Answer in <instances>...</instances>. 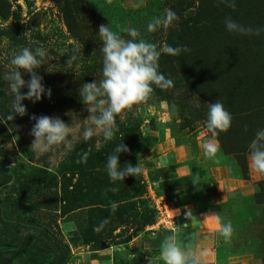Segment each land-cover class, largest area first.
Here are the masks:
<instances>
[{"label": "rangeland", "instance_id": "1", "mask_svg": "<svg viewBox=\"0 0 264 264\" xmlns=\"http://www.w3.org/2000/svg\"><path fill=\"white\" fill-rule=\"evenodd\" d=\"M218 1L0 0V117L10 112L13 99L3 73L9 70L12 55L21 48L48 50L51 59L37 72L43 77L46 89L52 91L51 98L45 94L36 103L23 101L27 115H17L6 125L0 123L3 235L19 241L37 240L46 230L70 248L69 264H75L74 251L78 248L118 246L147 231L150 225L146 224L156 215L148 188L171 177L179 160L187 159L196 165L201 177L207 167L219 166L222 157H226L231 185H235V179H241L252 182L255 189L253 194L251 189L244 194L231 192L224 202L215 206L220 218L231 221L234 228L230 242L220 236V264H231V260L234 264H264V199H254L264 176L250 169L248 151L256 131L264 129V31L259 36L233 34L224 24L225 18L231 17L244 26L264 29V0H236L235 9L223 3L218 5ZM165 9L173 10L178 21L167 30L148 33L147 23ZM201 9L208 13L215 9L220 15L214 24L216 30H206L196 39L184 37L185 19L196 18ZM101 24H110L113 30L135 27L158 48L165 45L189 48V52L180 56L161 55L168 57L163 74L173 80L174 87L155 89L148 103L123 119L118 117L119 132L113 141L102 142L97 147V138H93L87 143L78 142L67 155L57 152L37 156L30 151L33 137L29 133L35 123L30 119L32 115L60 117L66 123L71 122V117L65 115L67 112L76 113L81 119L89 115L78 90L83 83L101 77L103 55L98 35ZM76 47L80 49L77 61L65 64L69 58L66 54ZM22 75L26 81L30 79L23 71ZM21 91L26 93L28 89ZM193 96L199 98L200 107L195 106ZM217 99L233 120L230 130L216 138L221 149L217 158L207 160L201 147L210 136L205 127L206 104ZM122 142L130 152L121 153V167L126 163L135 166L139 160L144 171L138 178L129 176L118 181L119 192H106L114 186L106 172V160ZM83 152L89 153L87 162L77 163ZM181 153L185 154L178 159ZM38 171L53 175L56 180L51 188L35 195L33 186H26L38 179ZM204 188L207 196L215 193L208 186ZM23 190L29 202L22 201ZM152 192L162 195L154 189ZM12 199L23 202L28 208L27 215H23L24 209L18 219V213H13ZM111 201L119 205L115 213L109 210ZM170 201L175 209L181 210L179 214L175 210L174 215L185 218L181 209L183 200ZM105 218L109 223L100 231L94 230ZM2 221L10 227L6 229ZM34 242L24 250L23 242L21 247L14 246L21 249L18 252L22 256L15 259L16 264H25L26 256L33 258L36 253L40 256L39 264H47L51 257L41 252L42 244ZM0 249L6 250L5 246Z\"/></svg>", "mask_w": 264, "mask_h": 264}, {"label": "clouds", "instance_id": "2", "mask_svg": "<svg viewBox=\"0 0 264 264\" xmlns=\"http://www.w3.org/2000/svg\"><path fill=\"white\" fill-rule=\"evenodd\" d=\"M229 8H236V0H219ZM179 17L171 9H165L163 14L153 17L147 23V32L155 33L158 30H167L178 21ZM225 28L228 32L240 35L259 36L264 29L244 26L231 17H226ZM103 55L101 77L92 82H85L78 90L81 103L89 115L81 119L78 114L67 112L65 115L71 117V122L66 123L60 117L47 115H32L35 121L30 135L33 140L30 151L37 156L56 154L57 152L67 155L75 149L78 142H90L96 139V146L100 147L102 142L113 141L119 132L117 118L121 119L127 113L137 110L141 105L149 102L154 96L155 89L168 90L174 87V82L166 77L160 70V57L162 54L169 56H180L189 52L186 46L172 47L165 45L158 48L154 42L147 40L140 31L132 26H126L119 30H113L110 24H101L98 32ZM78 47L73 48L66 55L69 57L65 64L72 65L78 59ZM63 54V53H62ZM51 57L44 47L30 49L21 48L19 52L12 55L9 61V70L3 73V79L8 82V88L13 96L10 112L0 117V123L8 124L14 121L18 115H27V108L23 101L28 100L36 103L41 101L45 94L51 98L52 91L42 83L43 77L38 75L37 70L48 64ZM22 71L30 76L27 81L23 78ZM27 88L26 93L22 89ZM196 107L201 102L198 97ZM207 116L205 127L210 133L201 147L203 156L207 160H215L221 151L217 137L226 133L232 126L233 117L225 108L224 104L217 99L215 102L206 104ZM175 105L172 112H175ZM6 117V118H5ZM247 130V128H245ZM249 167L252 171L264 176V129H258L255 137L248 145ZM130 149L122 142L117 144L113 152L106 160V172L110 183L114 185L106 189V192H119L118 181H124L126 177H140L143 168L138 163L133 166L126 163L120 165L121 153H129ZM88 152L81 154L80 162H87ZM192 184L199 191L202 187L200 175L192 173ZM118 203L111 201L109 210L115 213ZM178 214L180 209H176ZM186 219L193 218V212L185 209ZM205 219H214L218 225L217 231L225 242H230L234 228L231 221H223L218 214L207 213ZM109 223L105 218L94 230L100 231ZM160 258L163 264H204L205 254L198 251L191 242L182 243L178 233L173 230L161 241ZM149 264L151 262L149 261Z\"/></svg>", "mask_w": 264, "mask_h": 264}, {"label": "crops", "instance_id": "3", "mask_svg": "<svg viewBox=\"0 0 264 264\" xmlns=\"http://www.w3.org/2000/svg\"><path fill=\"white\" fill-rule=\"evenodd\" d=\"M181 152V151H180ZM185 153L178 155L182 158ZM220 165L208 168L201 172L202 187L199 191L192 184V173H198L192 162L179 160L174 167L171 177L152 184V188L174 202L183 200L181 209L186 218L185 209L193 212V218L187 220L175 215L176 224L174 230L178 233L182 243L191 242L200 252L205 254L204 264H220L219 247L221 243L218 225L214 219H205L207 213L219 214L216 205L224 202L231 192L245 193L249 189L253 194L254 185L250 181L235 179V185H231L227 175V159L222 157ZM209 166V165H207ZM199 174V173H198ZM204 186H208L215 193L207 196ZM177 214V211L175 212ZM181 213V210H180ZM173 230H152L149 229L130 242L110 246L101 250L90 249L89 247L78 248L74 251L75 264H163L160 258V244L165 236ZM231 264H234L231 260Z\"/></svg>", "mask_w": 264, "mask_h": 264}, {"label": "trees", "instance_id": "4", "mask_svg": "<svg viewBox=\"0 0 264 264\" xmlns=\"http://www.w3.org/2000/svg\"><path fill=\"white\" fill-rule=\"evenodd\" d=\"M218 5H222V3H220L219 1L217 2ZM219 8H221L222 6H218ZM216 10L213 9V12L208 13L205 12L204 10H200V13L198 14V16L196 18H192V19H188L186 18V23L183 25V30H182V34L183 36H189V37H193L194 39L198 38L199 35H202L206 30L208 31H214L216 30V28L214 27V24H216V19L220 18V15L218 13L215 12ZM236 13V12H233ZM238 13V12H237ZM204 15V16H203ZM225 17V14H224ZM201 25V26H199ZM197 26V27H196ZM168 60V57H160V70L161 72L164 73L165 70V66H166V61ZM38 174L37 178L35 181L31 180L30 183H27L26 188H29V184L32 185V191H34L35 195H39L41 194L42 191H45L49 188H51L54 184V180H56L55 176L47 174L43 171H38L36 172ZM43 184H47L43 185ZM264 182H261L259 184V193H257L254 197V199L256 201H260L262 198L264 199ZM21 196H22V201H26L29 202L27 200H29L30 198L26 197L27 194L25 192V190H23L21 192ZM11 201V200H9ZM23 202H18L16 201V199H12V208H13V213L17 214L18 213V219H20L19 217H21V212H23V210L25 209V212L23 213V215H27V210L28 208L24 205H22ZM3 225L5 226L6 229H8L10 226H7L5 221L3 222ZM155 223V215H153V218L148 221V223L146 225H150L152 226ZM17 228V227H16ZM4 230V229H3ZM4 231L0 230V246H5L6 250H2L0 249V264H16L15 263V259H19L20 257L22 258V256L19 254L18 251H21V249H17V247L14 246H20L21 247V242H23L24 247H28L30 245H32V243H36L38 241V243L43 247V250H41V252H45V254H47V258H49V256L51 257V259L47 261V264H69L70 260H71V250L68 246H66L65 244H62L59 240L54 239L52 236L48 235L46 230H43L41 232V237L38 238L37 240H25V241H19L16 240L17 238L12 237L10 235H3ZM2 237L4 238L3 241ZM40 239H44V241H41ZM131 240H129L128 242H130ZM127 242V243H128ZM23 246V245H22ZM107 247H103V248H99V249H94V250H101V249H105ZM24 252V251H23ZM39 254H35L33 258H31V256L28 257V255L26 256V260H25V264H29V263H33V264H39V262L37 261ZM28 258L30 260H28Z\"/></svg>", "mask_w": 264, "mask_h": 264}, {"label": "built area", "instance_id": "5", "mask_svg": "<svg viewBox=\"0 0 264 264\" xmlns=\"http://www.w3.org/2000/svg\"><path fill=\"white\" fill-rule=\"evenodd\" d=\"M152 185V184H151ZM149 186L148 191L152 198V207L154 209L155 223L151 226L152 230H174L175 218L174 211L176 210L168 199L164 195H156L153 191L152 186Z\"/></svg>", "mask_w": 264, "mask_h": 264}]
</instances>
